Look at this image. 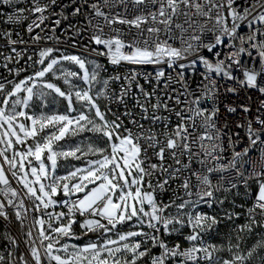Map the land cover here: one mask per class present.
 <instances>
[{
	"label": "snow or ice",
	"instance_id": "6c2138e0",
	"mask_svg": "<svg viewBox=\"0 0 264 264\" xmlns=\"http://www.w3.org/2000/svg\"><path fill=\"white\" fill-rule=\"evenodd\" d=\"M22 2L25 0H0V6L7 5L13 9L10 13L0 12V16H5L4 23L11 25L22 23L29 18L25 13L30 14L35 17L27 25V31L31 34L49 18L45 13L56 5L57 0H48L47 3H41V0H27L29 7H18ZM129 3L143 6L138 14L130 18L127 13ZM116 5H124L125 12H113L112 8ZM85 7L89 8V12L84 14L85 24L70 25L69 28L77 36L91 30L89 42L97 46L92 51L97 55L109 57L113 65L167 64L171 68L178 61L194 56L190 65L194 67L200 63L204 66L206 69L204 80L207 83L202 82L197 90H190L188 84L183 82V72L178 73L183 92L177 94L176 104L182 103L181 95L192 98L184 101L185 107L180 111L171 109L175 111L180 123L171 131H168L165 125L163 141L151 129L145 132L142 124H137L139 131L136 133L131 129H124L125 134H121L122 125L116 120L106 119L105 113L97 104L96 97L108 95L110 81L104 79L103 88L94 97L91 94L92 86L94 82L101 83L98 80L99 73L96 70L89 73L85 60L80 56L61 54L59 58H55L52 57V53L58 49L46 47L39 52L37 62L44 65L45 58H52L34 76L14 83L11 91L6 93L5 84L0 83V94H4L3 99L0 100V145H4L0 148V158H2L0 185H3L0 187V194L5 198L0 201V217L8 220L7 209L11 208L16 220L23 227L30 211L39 213L33 218L26 232L29 239L25 243L29 246L31 261L24 255L16 258L14 252L9 251L7 264H17V259L19 264H32V262L44 264V260H47L48 264L52 262L55 264H144L145 258H148V264H201V260L213 264V253L220 249L215 245H205L202 241V233L210 230L219 221L214 216L195 212V208L200 203H206L211 207L215 202L214 188L209 174L217 169L235 170L246 187L250 180H254L258 185L255 201L252 207L247 209V222L235 229L237 242L229 243L228 251L231 257L223 260V264H247L260 249H264V240H260L246 254L240 251V243L244 239L243 233L251 235L255 229L264 228V116L256 115L254 120L247 119L246 124H236L237 128L246 129L248 146L236 151L235 141L229 137L233 148L231 159L226 163H220L224 148L219 141L225 133L217 125L219 108L214 106L209 110L202 108L201 103L206 99L215 102L217 86L211 75L213 73L228 80H235L240 87L254 89L264 96V0H242V3H238L237 0H95L90 5L86 3ZM106 8L108 11L104 10ZM81 12V7H76L73 15H79ZM52 15L67 19L62 12L59 14L53 12ZM199 18L204 19L201 21ZM209 23L211 27H208ZM54 24L59 27L61 19H56ZM51 31L55 33V28ZM205 33L212 34L207 41L203 38ZM0 35L5 37L11 46L26 43L22 39H12L11 31H0ZM16 35L19 36V33ZM41 39H55L57 43L60 42L54 35L42 37L37 33L32 37L34 43ZM177 40L180 43L179 47L174 46ZM101 48L103 51L100 50ZM218 48H226L228 51H214ZM201 49L213 53L216 58L215 63L201 55ZM12 52L15 53L18 62L22 53L15 47H12ZM5 59L12 61L13 57L7 56ZM28 59L31 60L32 57L29 56ZM62 61L72 62L84 70L80 78L87 87L80 89L71 85L70 78L79 77L80 74L63 70L61 72L64 83L71 85L70 91L65 92L51 82L43 83L42 87L66 99L68 113L29 115L24 110L18 111L17 109L21 107L29 108L34 96H44L42 91L39 93L34 91L37 88L36 81L48 73L56 76L55 66ZM99 67L96 65V68ZM179 67L183 69L185 65L179 64ZM18 72L19 70L17 74ZM137 75L138 73L133 71L124 77L127 86L122 87L119 97L121 103L130 93ZM156 76L158 80L164 77V70L158 69ZM110 79L120 80L121 77L115 76ZM137 87L146 99L153 95L145 92L138 83ZM228 91L235 92L236 89L229 88ZM21 93L25 95L21 96ZM73 95L75 100L86 109L75 116L71 115L76 111ZM13 97L15 99H12ZM137 103L139 104V100ZM140 107L145 114L143 118L150 119L153 124L168 119L155 115L161 108L159 97L152 105L151 117L147 115V107L143 104H140ZM240 107L246 114L251 112L250 107L246 105ZM163 108L165 111H170L167 102L163 103ZM261 110H264V100L260 102L257 111ZM92 111L95 119L89 115ZM227 111L235 113L237 108L229 106ZM197 119L205 129L204 134L195 138L203 150V158L200 153L193 152L189 142L191 136L189 125L194 128ZM26 121H30V124ZM133 123L136 124V121ZM224 127L226 128L227 125L225 124ZM84 131L100 133L106 137L111 148L110 154H104L106 149L89 145L88 152L99 153L102 158L89 161L87 168H75L65 176H57L55 172L58 158L79 159L77 153L81 152L79 147L66 151L57 150V143L68 135L74 136ZM29 139L32 140V144L27 143ZM205 140L210 143L204 144ZM141 141H145L146 146H142ZM17 145L23 147L18 149ZM257 146L261 149L260 166L257 168L256 163L250 161L251 170L245 176L241 171L244 157L249 156L250 151ZM149 149L153 150V155L160 161L159 164L148 163L145 166L146 161L150 160ZM9 150L12 153L11 157L7 154ZM166 152L170 153L171 158L181 167H165ZM184 155L189 157L188 164H183L179 158ZM193 158H196L201 165L208 163L213 165L207 167L201 175L192 171L191 174L196 176L197 180L195 193L192 192L190 177H185L180 186L188 199L177 197L181 200L178 204L175 200L167 204H158L151 177L157 171L167 174L163 182L157 181L156 186L163 190L169 180L180 179L181 171L190 169ZM45 159L50 162V166H46ZM33 161L38 163L34 164ZM5 164L8 166L7 171ZM8 173L21 186L22 193L11 186ZM146 177L149 178L147 188L153 191L145 190ZM73 179L76 180L75 183L66 182ZM46 180L49 182L45 183ZM232 187L236 185L233 184ZM61 191L65 197L78 193L83 195L77 196V199L71 202L69 200L59 202L54 197ZM193 195L196 196L195 200L192 199ZM26 201H31V208L27 206ZM58 203L68 209L67 213L49 211ZM220 203L223 204V200ZM145 205L150 211L146 210ZM172 207L176 208V215H166L167 210ZM188 208L191 210L185 211ZM77 214L84 217L79 227L85 234L101 232L105 237L103 243L90 242L82 247L60 243L64 238H79L73 231V225L77 223L75 219ZM226 216L232 219L233 216L238 218L239 214L226 213ZM134 218V226L141 230L118 233V240L108 238L107 234L115 231L117 226L132 222ZM144 226L150 231L144 232L142 230ZM33 227L37 228L38 236H34ZM185 227L191 229L190 234L184 236V240L189 243L188 247L183 248L180 243L169 244L163 238L174 233L180 234ZM134 237H142V239L133 241ZM5 238L14 248L17 246L14 237L6 233ZM153 249H159V254H154ZM259 259L261 264H264V256H259ZM0 264H5L4 255H0Z\"/></svg>",
	"mask_w": 264,
	"mask_h": 264
},
{
	"label": "built area",
	"instance_id": "2783aa9c",
	"mask_svg": "<svg viewBox=\"0 0 264 264\" xmlns=\"http://www.w3.org/2000/svg\"><path fill=\"white\" fill-rule=\"evenodd\" d=\"M48 0H41V3H47ZM95 2V0H57L56 5L52 6L48 13H45L49 18L41 25L40 28L34 29V31L30 34L27 31V25L31 23L32 19L35 17L31 16L28 13L29 18L22 23L19 24H5L4 19L5 16H0V31H11L12 39H22L26 41L23 44H17L15 46H11L7 43L5 37L0 35V83L5 84V88L11 89L14 83L19 82L22 79H26L29 76H34L35 72L42 67H45L49 62L50 58H52L55 54L68 51V52H78L81 55L88 57V60L91 58H98V63L100 67L97 68L98 72L101 76V89L103 88L102 81L104 79H109V88L108 95L102 96V109L105 113L106 119L108 121L116 120L118 123L122 125L120 129L121 134H125L124 129H131L133 133L139 131L137 128V124H142L145 132L148 129H151L154 133H156L161 141L165 139L164 132L166 131L165 125H167V130L171 131L176 127L178 123H180L179 119L175 115V111H180L181 108L185 107L184 101L186 99L190 100L192 97H185L183 95L180 96L181 104H176L175 98L178 93L183 92L182 83L180 82V77L178 73L183 72V82H186L189 86L190 90H197L198 85L201 83H207L204 80V74L206 69L200 63H197L194 67L190 65V61L194 59V56H189L186 60H180L173 67H168L167 64L161 65H131L127 63H122L120 65H113L110 62L109 57L97 55L96 52L92 51L93 48L97 47L94 44H90V35L91 30L82 32L79 36L75 35L73 31L69 28L70 25H80L83 26L85 24V13L89 12V8L85 7V4H91ZM238 3H242V0H237ZM30 4L25 0L18 5V7H29ZM76 7H81L82 12L79 15H73V11ZM143 6H136L134 4L129 3L127 5V13L129 18L132 15L138 14L139 9ZM13 9L7 5L0 6V12L10 13ZM108 11V9H104ZM113 12L119 11L121 13L125 12L124 5H116L112 8ZM55 12L57 14L63 13L64 16H67V19H62L59 15H52ZM56 19H61V24L59 27H56L54 21ZM203 21L204 18H199ZM123 27V26H121ZM208 27H211V23H209ZM52 28H55V33L51 31ZM247 31V29H244ZM19 33V36L16 34ZM39 33L42 37L45 36H55L59 38V43L53 40L41 39L38 42H33L32 37ZM211 33H205L204 39L207 41L211 38ZM170 43H173L170 41ZM238 43V42H237ZM75 44V46H73ZM174 46L179 47V41L174 42ZM12 47H15L18 52L22 53V56L19 58L18 62H16V55L12 52ZM52 47L54 49H58V51H54L52 53V57L45 58V64L41 65L37 61L39 60V52L46 48ZM103 51V49H100ZM214 51L226 52L228 49L226 48H218ZM201 55L207 57L210 61L215 63L216 58L213 56V53L207 51V49H201ZM12 56V61H7L5 57ZM31 56L32 59L29 60L28 57ZM179 64H184L185 67L181 69ZM7 65V66H5ZM162 68L165 72V76L157 79L156 73L157 70ZM11 70V71H10ZM17 70H19L17 74ZM138 73L136 77V81L133 82L131 86L130 93L124 97L123 102L119 101V97L121 94L122 87L127 86V81L124 79L125 76L130 75L131 72ZM235 74V73H234ZM213 79L216 81L217 92L215 102L211 99H206L202 101L201 107L207 108L211 110L214 106L219 108L217 125L223 132L225 133L219 143L222 144L224 151L222 152L223 159L220 163H226L229 159H231L233 148L232 144L229 141V137H232V140L235 141V150L241 151L244 147L248 146V139L246 136L245 128H237V123L246 124L247 119H255L256 115L264 116V110L257 111L260 108V102L264 100V96H262L259 92L254 89H248L244 87H240L239 84L235 80H228L223 76H216L214 73L211 74ZM120 76V80H112L111 77ZM242 78V76H241ZM137 83L141 85L145 92L153 93V95L146 99L140 89L137 87ZM229 88H235V92L228 91ZM4 94H0V100H2ZM157 97L160 98L161 108L155 113V115H159L161 117H167V121H159L155 124L152 123L150 119H144V112L142 111L140 104H143L148 108L147 115L151 117L153 115L152 105L157 102ZM171 97V99H170ZM139 100V104L137 103ZM167 102L170 111H165L163 108V103ZM241 105H246L250 107V113H244L241 109ZM229 106L236 107L237 111L235 113H230L227 111ZM174 109L175 111H171ZM130 113V115L128 114ZM118 118V119H117ZM136 121V124L133 123ZM227 125L225 128L224 125ZM211 131V130H209ZM189 132L191 136L189 138V142L191 143V147L193 152H198L201 154V158H203V150L199 146V141L195 140L196 137L204 134L205 129L201 124L199 119L196 120V126L193 128L189 125ZM238 134V135H237ZM195 140V142H193ZM28 144H32V140L29 139L27 141ZM210 143L205 140L204 144ZM142 146H146L145 141H141ZM4 147V145H0V148ZM18 149L23 146L17 145ZM105 154H110L111 148L108 144L106 147ZM260 147L257 146L253 150L250 151L249 156L244 157V163L241 167V171L244 172V175L247 176L249 171L251 170V163L255 162L257 168L260 166ZM148 156L150 160L146 161L145 166L148 163H157L160 161L153 155V150H148ZM183 164L189 163V157L187 155L179 157ZM250 158V160H249ZM2 159V158H0ZM34 164L37 162L33 161ZM165 167L171 166V168L181 167V165H177L175 160L171 158L170 153L166 152L165 154ZM212 163H208L206 165H201L196 158L191 160L190 169L182 170L180 173V179L177 180H169V183L165 185V188L161 190L157 187V181L163 182L166 178V173L162 174L157 171L151 177V183L154 186V195L159 203L167 204L172 200L178 204L181 202L180 197L182 199H188L185 195L184 189L180 186L185 177H190L192 192L196 191V176L192 175V171H195L197 175H201L206 171L207 167H212ZM6 171L8 166L4 165ZM171 170V169H169ZM9 179L11 182V186L13 188H17L21 193L23 189L17 183V181L11 177L10 173H8ZM209 178L212 182L214 188V203L209 207L206 203H200L196 208L195 212L206 214L207 216H214L217 218L219 223L214 225L210 230L202 233V241L205 245H214V241L218 235L220 228L226 223L227 216L226 213H238V218L233 216L234 219V230L239 225H243L247 222V209L252 207L256 193L258 192V185L254 180H250L248 182L247 187L242 181V178L237 175L236 171L233 169H225L213 171L209 174ZM148 177L145 178V190L153 191V189L147 188ZM235 184L236 187H232ZM3 187V185H0ZM225 197H230L227 202L230 205L231 210L228 212L223 211L225 206ZM5 198L2 194H0V201H3ZM77 196L65 197L62 193V198H55V200L59 202H63L65 200H76ZM192 199L195 200L196 196L193 195ZM223 200V204L220 201ZM26 204L29 208L32 207L31 201H26ZM146 210L150 209L147 207ZM191 208L185 209V211H190ZM9 213V219L4 220L0 217V255L5 256V264H7L8 260V252L13 251L14 256L18 258L20 255H24L26 259L31 261V256L29 255V246L25 243L29 238L26 236V232L29 229V226L33 222V218L38 216L39 213L29 212L28 219L24 221V226L21 227V224L16 220L14 212L11 208L7 209ZM49 211L60 212L63 211L67 213L68 209L63 207L62 204H57L54 208H50ZM176 208L172 207L167 210L166 215H176ZM46 218V217H45ZM77 221L76 224L73 225V231L76 234L77 238H64L60 241L61 244L67 243L71 245H77L79 247L80 243L83 242L85 236L95 232H89L85 234L84 230L79 227V223L83 221L84 217L77 214L75 216ZM67 222L66 220L64 221ZM141 230V229H140ZM144 232H149L146 226L142 229ZM32 231L34 236H38L37 228L33 227ZM255 231L264 239V228H257ZM191 229L189 227H185L183 232L180 234H173L171 236L163 237L166 239L169 244L180 243L181 247L186 248L189 246V243L184 240V236L190 234ZM9 234L14 237L17 241V246L14 248L13 245L5 238V234ZM142 237H134L133 241L141 240ZM38 243V239H37ZM47 243V242H45ZM60 245H57L59 247ZM72 250L71 247L69 249ZM42 251V250H41ZM154 254H159V249H153ZM64 255L63 253H60ZM202 255V254H201ZM261 256H264V251H262ZM17 264H19L17 259ZM34 264V262H32ZM44 264H48L47 260H44ZM55 264V262H52ZM144 264H148V258H145ZM201 264H209L208 261L201 260ZM213 264H217V254L216 251L213 253ZM255 264H261L260 259L257 260Z\"/></svg>",
	"mask_w": 264,
	"mask_h": 264
},
{
	"label": "rangeland",
	"instance_id": "374dc122",
	"mask_svg": "<svg viewBox=\"0 0 264 264\" xmlns=\"http://www.w3.org/2000/svg\"><path fill=\"white\" fill-rule=\"evenodd\" d=\"M61 54L80 56L82 59L85 60L86 68H87L89 73H91L93 70L97 71L96 65L98 63V58H91L90 60H88V57H85L78 52H68V51L59 52V53L55 54L53 57L59 58L61 56ZM42 68H40L39 70H41ZM39 70H37V71H39ZM55 70H56V76H53L52 73H48V74H46L45 77L36 81L37 88L34 91H36L37 93L42 91L44 93V96L41 97V96L37 95V96L33 97L32 101H30V106L28 108V111H26L29 115H41V114L51 115V114H67L68 113V102H67V100L58 96L55 92H53L49 89L43 88L42 85L45 82L54 83L58 87H60L61 90L65 91V92H68L71 90V85H75L77 88H80V89H84L87 87V85L84 83V81L82 79H80L79 77L70 78L71 85L64 83V79H63L61 70L72 71V72H76V73L78 72L80 74V77H82L84 70L80 69L78 65H76L72 62H69V61H62L60 64L55 66ZM57 76H59L60 78H56ZM98 80H99V75H98ZM11 89L5 88V93L8 91H11ZM100 90H101V84L94 82L93 86H92L91 94L94 97H96V93ZM20 95L23 96L25 94L21 93ZM59 97L62 98L63 100L60 99ZM2 99H3V97H2ZM12 99H15V97H13ZM102 99H103L102 96L96 97L97 104L99 105L101 111L103 112L102 105H101ZM64 100L67 103V107L65 105ZM73 103H74V107H75L76 111L71 113V115L75 116L80 111L86 110L85 107L82 106V104L80 102L75 100L74 95H73ZM89 115H91L92 118L95 119L94 111L90 112ZM20 119L23 120V118H20ZM26 123L30 124V121H26ZM45 131H48V130H45ZM107 142L108 141H107L106 137H103L100 133H95V132H91V131H84V132L79 133L78 135H74V136L73 135L66 136L64 140L59 141L57 143V145H56L57 150L66 151V150H71V149H75L76 147H79L81 149V152L77 153V155L80 156V158L79 159H75L73 157H68L67 159L62 158V157L58 158V172L59 173H68V172L74 170L75 168H82L83 169V168L89 167V164H88L89 161H95L97 159L102 158L99 153L88 152L89 145H92L96 148L106 149V147L109 143V142L108 143ZM7 154L9 155V157H11V155H12L11 150H9ZM45 164H46V166H50V162H48L46 159H45ZM44 182L48 183L49 181L46 180ZM66 182L75 183L76 180L73 179L71 181H66ZM91 186L92 185H89V187H91ZM82 195H83V193H78V194L73 195V196H82ZM57 196H55L54 199ZM229 199H230V197L224 198V201L226 203H225V206L223 208V211H225V212H228L231 210L230 205L227 204ZM147 207L148 206L145 205V208H147ZM183 230H184V228L181 230V232H183ZM242 235L244 236V239L240 243V251L242 254H246L247 251L254 244L257 243V241L264 240L261 238V236L255 230L251 235H249L247 233H243ZM95 236L93 238L91 236H87L85 238V240H83V242L80 243L79 247H82V246H84L90 242H98V243L104 242V241H102V239L99 240V238H98V237H100V232H98L97 235H95ZM236 236H237V233L234 230V219L232 218L230 220H227L226 223L220 228L218 235L214 241V245L220 249L219 251H216L217 264H223L224 259H230L231 253L228 251L229 243L235 244L237 242ZM111 239L118 240V237H112ZM262 251H264V249H260L258 251V254L254 255L253 258L247 262V264H255L257 262V260L259 259V256H261Z\"/></svg>",
	"mask_w": 264,
	"mask_h": 264
},
{
	"label": "crops",
	"instance_id": "0c3cea01",
	"mask_svg": "<svg viewBox=\"0 0 264 264\" xmlns=\"http://www.w3.org/2000/svg\"><path fill=\"white\" fill-rule=\"evenodd\" d=\"M103 100V99H102ZM102 105V103H101ZM17 110H24V111H28V108L27 109H23L22 107L21 108H18ZM108 143V142H107ZM109 144V143H108ZM135 224V219L132 221V222H128V223H125L124 225H119L117 226V229L111 233H108L107 236L108 238H112V237H118V233H124L126 231H138L140 230V228L138 227H135L134 226ZM98 232H95V233H91V234H96L97 235ZM91 234H88L85 236V238L87 236H91L92 238L95 236V235H91ZM99 240L102 239V241H104L105 237L104 235L100 232V237H98ZM104 238V239H103ZM85 240V239H84Z\"/></svg>",
	"mask_w": 264,
	"mask_h": 264
},
{
	"label": "trees",
	"instance_id": "16d2710c",
	"mask_svg": "<svg viewBox=\"0 0 264 264\" xmlns=\"http://www.w3.org/2000/svg\"><path fill=\"white\" fill-rule=\"evenodd\" d=\"M97 69V68H96ZM77 71V70H76ZM97 71H98V69H97ZM78 73V72H77ZM99 73V72H98ZM79 78H80V76H79ZM81 79V78H80ZM99 80L101 81V76H100V74H99ZM101 84V83H100ZM54 94V93H53ZM55 95V94H54ZM56 96V95H55ZM58 97V96H57ZM60 98V97H59ZM60 99H62V98H60ZM63 100V99H62ZM64 102H65V105H66V107H67V103H66V101L64 100ZM55 174L57 175V176H65V175H67L68 173H59L58 172V162H57V168H56V172H55ZM58 198H62V192H60L59 194H58ZM91 235H96V234H91ZM96 237V236H95Z\"/></svg>",
	"mask_w": 264,
	"mask_h": 264
}]
</instances>
